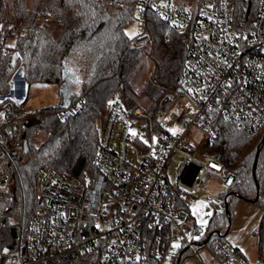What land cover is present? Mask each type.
<instances>
[{"label":"built area","instance_id":"1","mask_svg":"<svg viewBox=\"0 0 264 264\" xmlns=\"http://www.w3.org/2000/svg\"><path fill=\"white\" fill-rule=\"evenodd\" d=\"M242 1L245 17L252 19H236L233 0L206 1L194 11L173 0H139L134 17L139 32L127 46L141 49L149 43L146 10L184 33L186 53L176 88L160 97L153 117L113 98L99 125L90 171L79 177L48 166L36 171L37 210L25 230L10 222L14 201L6 193V175L0 174V264H203L202 249L217 264H248L222 233L208 244L207 228L192 223L175 197L186 200L211 179L225 193L233 187L234 172L208 149L217 138L218 120L248 134L264 127V0ZM14 31V25H0L9 37ZM8 51L19 58L12 86L15 77L23 80V68L20 56ZM0 101L6 107L0 119L2 171L6 159L22 156L24 124L32 112L10 93ZM80 106L76 101L58 116ZM173 156L179 160L169 180ZM225 201L218 204L223 208ZM255 264H264V255Z\"/></svg>","mask_w":264,"mask_h":264},{"label":"trees","instance_id":"2","mask_svg":"<svg viewBox=\"0 0 264 264\" xmlns=\"http://www.w3.org/2000/svg\"><path fill=\"white\" fill-rule=\"evenodd\" d=\"M36 0L30 9L26 0H0V25L15 31L11 36L0 33V96L11 91L10 78L19 62L9 49L20 56L23 81L33 84L61 85L64 69L74 59L84 71L79 89L70 96L67 105H49L30 113L24 124L27 152L18 159H6V193L13 198L10 222L25 230L29 217L37 210L34 178L41 166L66 175L79 177L92 169V160L99 140V125L109 102L118 97L123 106L139 108L128 96L131 79L146 57L153 62L148 78L139 94L149 100L139 108L153 117L160 97L174 90L186 53L184 33L171 27L155 13L146 10L144 32L150 41L146 47L127 46L125 29L135 17L139 0ZM182 1V0H181ZM180 0L176 4L185 9ZM206 1L194 0L192 9ZM236 19L249 20L242 0H233ZM253 18V15H252ZM251 18V19H252ZM11 38V43L7 39ZM81 101L82 106L65 117L58 113ZM4 111L0 102V112ZM216 140L208 146L220 155L223 164L235 174V183L225 194L220 212H213L206 225L211 234H227L232 208L236 200L258 204L264 209V127L255 135L232 124L218 120ZM38 132L46 139L38 144ZM177 206L187 208L179 196ZM213 252V251H212Z\"/></svg>","mask_w":264,"mask_h":264},{"label":"rangeland","instance_id":"3","mask_svg":"<svg viewBox=\"0 0 264 264\" xmlns=\"http://www.w3.org/2000/svg\"><path fill=\"white\" fill-rule=\"evenodd\" d=\"M11 2L12 0H6ZM175 3L179 0H173ZM181 1V0H180ZM36 0H26L27 6L31 9ZM185 9H192L194 0H182ZM177 5V4H176ZM6 27V26H5ZM139 32L137 21L133 18L125 29L128 38L133 37ZM11 38L7 42L11 43ZM153 67V62L149 58H144L140 62V69L130 81V87L127 91L129 98L141 109L148 107L149 100L146 96L139 94V90ZM85 76L82 69H78L74 59L66 65L64 69V81L61 85L33 84L27 86L24 83L23 101L28 112L37 113L38 109L47 105H67L70 96L75 93ZM1 102V101H0ZM6 110L4 102H1ZM1 115L0 112V118ZM98 124H100L98 122ZM255 135V134H253ZM46 133L38 132L36 142L42 143L46 139ZM199 133L196 140L201 139ZM179 158L173 156L167 169L169 180L173 177V170ZM0 174H5V170H0ZM225 191L220 186L219 181L211 179L200 186L196 194H187L186 204L192 223L201 228H205L209 216L213 212H220L222 207L218 204L219 199L224 198ZM226 240L241 252L248 264L256 262L260 256L264 255V209L256 203L236 200L231 213V222Z\"/></svg>","mask_w":264,"mask_h":264},{"label":"crops","instance_id":"4","mask_svg":"<svg viewBox=\"0 0 264 264\" xmlns=\"http://www.w3.org/2000/svg\"><path fill=\"white\" fill-rule=\"evenodd\" d=\"M24 81L15 77L14 78V82L13 85L11 86V91H10V95L14 97V101L19 103L21 105L22 108L24 109H28L24 106V103H22L24 97H23V88H24ZM55 105V104H53ZM49 106V105H47ZM1 119V118H0ZM224 239L226 240V237H224ZM227 241V240H226ZM230 243V242H229ZM231 244V243H230ZM232 245V244H231ZM233 246V245H232ZM235 247V246H234ZM237 249V247H235ZM238 250V249H237ZM239 251V250H238ZM240 252V251H239ZM241 254V252H240ZM201 255V259L203 264H217V259L215 256H213L209 251L202 249L200 252ZM242 256V254H241ZM243 257V256H242ZM244 258V257H243ZM245 259V258H244ZM258 261V260H257ZM256 261V262H257ZM256 262H254L253 264H255Z\"/></svg>","mask_w":264,"mask_h":264},{"label":"water","instance_id":"5","mask_svg":"<svg viewBox=\"0 0 264 264\" xmlns=\"http://www.w3.org/2000/svg\"><path fill=\"white\" fill-rule=\"evenodd\" d=\"M263 138H264V136H263ZM27 150H28V149H27V146H26V144H24L23 151H24V152H27Z\"/></svg>","mask_w":264,"mask_h":264},{"label":"snow or ice","instance_id":"6","mask_svg":"<svg viewBox=\"0 0 264 264\" xmlns=\"http://www.w3.org/2000/svg\"><path fill=\"white\" fill-rule=\"evenodd\" d=\"M132 134L135 135V133H132ZM173 247L176 248V247H179V245L178 244H174Z\"/></svg>","mask_w":264,"mask_h":264}]
</instances>
